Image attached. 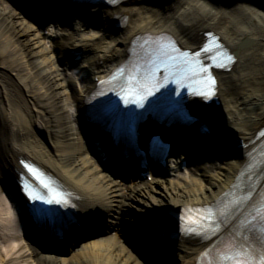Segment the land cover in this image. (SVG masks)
I'll use <instances>...</instances> for the list:
<instances>
[{"label": "bare ground", "instance_id": "bare-ground-1", "mask_svg": "<svg viewBox=\"0 0 264 264\" xmlns=\"http://www.w3.org/2000/svg\"><path fill=\"white\" fill-rule=\"evenodd\" d=\"M19 1L25 7L27 2L43 3L38 10L46 23L38 29L12 8L11 1L0 0V58L4 59L0 67L13 76V87H21L31 112L29 122L45 133L47 144L33 136L19 121L17 108L10 102V90L4 85L6 77L3 82L0 74V176L13 173L17 178V173L22 172L19 158L37 164L73 195L71 219L66 227L84 230L85 225H91L98 240L87 248L83 247L78 260L76 257L67 259L41 254L24 242L20 217L24 215L25 200L18 185L11 184L15 199L2 186L0 264H142L121 244L118 232L112 233L111 230L118 229L114 227L131 196L140 197L155 191L153 184L160 185L162 181L154 176L150 165L145 170L147 176H151L150 182L139 177L137 182L123 185L104 174L85 146L81 115L98 81L127 58L135 37L167 33L183 48L195 49L202 43V34L212 31L226 47L235 51L236 57L228 71L217 72L219 103L215 105L193 99L188 110L198 122L209 124L220 138L243 145L241 154L239 157L234 154L225 157L223 154L230 151V144L216 152L220 143L206 141L205 146L220 162L206 166L202 162L203 147L200 150L195 143L201 138L189 132L185 136L190 140L183 144L195 148L188 150L200 156L197 158L199 167L188 173H179L189 152L183 153L176 148L178 152L172 149L168 152L163 169L167 175L186 183L194 182V175L212 173L208 185L192 188L169 180L171 188L164 189L167 200L162 206L152 197L149 201L135 200L141 213H147V216L157 214L170 222L172 233L176 235L172 264H195L198 254L210 240L180 232L176 218L186 208L214 204L230 190L247 162V146L244 145L264 127V0H121L110 6L88 5L83 10L80 3L66 0H55L52 4H47L48 0ZM47 7L52 11L59 7L65 10L57 16L55 12L49 15ZM64 12L67 16L62 20ZM94 22L100 24L98 30L91 29ZM17 25L23 28L27 41L36 49L33 53L23 51L22 43L16 42ZM114 25H118V32L113 37L108 29ZM58 40L62 41L64 49L58 47ZM67 54L78 57L79 61L75 68L78 76L75 94L69 92L72 84L56 65L58 56L64 58ZM85 127L90 131L88 137L98 144L103 158L120 159L109 149L110 137L92 124ZM177 127L167 130L147 120L138 128V145L146 151L152 134L160 135L166 143L175 144L177 137L184 136L185 132L182 126ZM24 227L28 236L34 232L42 238L43 231L32 221L31 225ZM66 239L64 235L63 240L57 241L62 243ZM133 240L146 257L148 249L144 236L134 234Z\"/></svg>", "mask_w": 264, "mask_h": 264}, {"label": "rangeland", "instance_id": "rangeland-1", "mask_svg": "<svg viewBox=\"0 0 264 264\" xmlns=\"http://www.w3.org/2000/svg\"><path fill=\"white\" fill-rule=\"evenodd\" d=\"M6 1H11L12 8L17 10L18 12H21L23 17L28 21L30 24L34 25L38 29H41L40 24L43 22L40 17V10L38 8H41L39 4H32L28 3L26 4V7L23 5L19 4V0H6ZM49 8V7H47ZM49 15L53 14L54 12H57L54 10L52 11L50 8L47 11ZM46 12V14H47ZM47 14V15H48ZM42 21V22H41ZM46 23V22H45ZM94 25L90 26L91 29L98 30L99 25L97 22L93 23ZM18 29L16 32V37L15 40L16 42H20L23 45V51H27L29 53H33L36 49L32 47V45L27 41L26 35L23 32V28L19 27L18 25L16 26ZM110 33L114 36L117 35L118 32V26L114 25L112 28L108 29ZM58 47L60 49H64V44L62 43L61 40H58ZM77 57L74 55H65L64 58L58 56V59L56 60V65L66 74L68 77V80L70 84H72V87L69 88V92L71 94H75L76 88H77V75L75 72V68L79 64V61L76 60ZM0 62H4V59L0 58ZM0 74L3 75L1 76V80H3L4 77H6V82L4 85L10 90V102L11 104H14L16 106V111L17 114H19V121L25 126L28 127V129L31 131L33 136L37 137L40 139V141L46 145L47 140H46V135L42 131H40L35 124L32 122H29L30 119V111L28 110L27 107L28 101L27 97L24 95L23 91L19 88H15L12 85L14 84L15 81L11 73L8 71H4L0 67ZM4 82V80H3ZM8 84V85H7ZM6 88V91H7ZM5 108V106H4ZM81 115V114H80ZM79 115V116H80ZM34 124V125H33ZM86 148L89 150L90 156L96 161L97 165L99 168L102 170V172L110 178H112L115 181L120 182L123 185H129L131 182H136L134 181L128 174L124 172L123 168H120L118 166H115V164L108 163L107 168L103 167L99 161L93 156V149H91L87 143L85 142ZM217 152H220L218 150ZM228 155H232L231 151H227L223 154L225 157H229ZM203 160V159H202ZM206 166H209L211 164H216L218 165L220 162L217 157L213 159V161L210 160H203L202 161ZM198 160H195L193 163H189L185 165L183 168L180 169L179 173H188L191 170H196L198 166ZM113 167V168H112ZM200 174V173H199ZM14 174L12 173L11 176H7L6 174L4 176H0V188L5 187L6 189H9L10 192L14 193L13 191V183L14 179L13 176ZM210 175H213L212 173H206L204 176L203 175H194V182L186 183L184 180L178 178L176 179L174 176L167 175L164 170L158 169L156 174L154 176L159 179V181H162L160 185H154L155 191H151L148 194H144L143 196H131V199L128 200L129 205L124 207L122 209V217L120 221L118 222V225H116L114 228L118 227V229H113L111 230L112 233L118 232L119 240L121 244L128 250L130 254H132L138 262H141L142 264H172V259L175 260L174 258V250L169 251L165 250V248H162L164 252V255H161V253L156 250L155 248H152L146 241L145 239V234L142 229L140 228L139 225H141V222L144 221L145 219H148L149 217L146 215L147 213H141V211L138 208L139 203L135 201L136 199L142 200V201H149V198L152 197L156 200V203L160 206L165 204L167 200V195H166V190L164 189L171 188L169 180H174L175 182L177 181L179 184H184L186 186H191L192 188L195 187H200V186H205L208 185L209 181L211 180ZM150 182V179H148ZM12 184V185H11ZM176 185V184H174ZM5 196V195H4ZM6 198V196H5ZM114 221V220H113ZM106 225H109L107 221H104ZM86 227L74 230H70L67 234V239L59 242L55 239L47 238V241H42L39 236L35 234H31L30 239H25L24 242H26L28 245L31 247L36 248L41 254H49L53 255L57 258H71V257H76L77 260L79 259L81 252L83 251V247L87 248L90 243H93L97 241V237L93 235L92 232H94L93 228L91 225H85ZM84 234V236H82ZM134 234H141V236H144V241L146 244V249H148V254L145 257L142 253V249L138 247V245L135 243L133 240V235ZM144 234V235H143ZM64 238H62L63 240ZM153 242V240H150ZM79 255H77L78 253ZM170 255H168V253ZM172 258V259H171Z\"/></svg>", "mask_w": 264, "mask_h": 264}, {"label": "water", "instance_id": "water-1", "mask_svg": "<svg viewBox=\"0 0 264 264\" xmlns=\"http://www.w3.org/2000/svg\"><path fill=\"white\" fill-rule=\"evenodd\" d=\"M199 130H200V132L202 133V134H210L211 132H206L205 131V126L202 124H200L199 125ZM207 127V126H206ZM208 128V127H207ZM209 129V128H208ZM211 136H214V134H211ZM161 228L159 229V233H160V236L161 237H166V238H171L172 237V233H170V229H169V227H166V226H164L163 227V225H161L160 226Z\"/></svg>", "mask_w": 264, "mask_h": 264}, {"label": "snow or ice", "instance_id": "snow-or-ice-1", "mask_svg": "<svg viewBox=\"0 0 264 264\" xmlns=\"http://www.w3.org/2000/svg\"><path fill=\"white\" fill-rule=\"evenodd\" d=\"M209 83H212V81H209ZM30 171H31V169H30ZM45 187H47V185H45Z\"/></svg>", "mask_w": 264, "mask_h": 264}]
</instances>
